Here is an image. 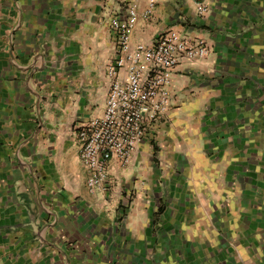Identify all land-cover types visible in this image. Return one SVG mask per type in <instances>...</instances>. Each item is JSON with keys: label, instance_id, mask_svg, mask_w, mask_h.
I'll return each instance as SVG.
<instances>
[{"label": "crops", "instance_id": "1", "mask_svg": "<svg viewBox=\"0 0 264 264\" xmlns=\"http://www.w3.org/2000/svg\"><path fill=\"white\" fill-rule=\"evenodd\" d=\"M122 1L0 0V264H264V0H157L132 44L177 30L209 53L90 193L76 133L103 112Z\"/></svg>", "mask_w": 264, "mask_h": 264}, {"label": "built area", "instance_id": "2", "mask_svg": "<svg viewBox=\"0 0 264 264\" xmlns=\"http://www.w3.org/2000/svg\"><path fill=\"white\" fill-rule=\"evenodd\" d=\"M143 1L141 7V0H123L121 15L108 20L114 58L106 71L110 82L104 109L76 133L90 193L106 190L111 161L128 164L139 144L148 139L149 130L166 116L176 67L209 53L204 41L177 30L159 34L150 44H132L137 23L150 19L157 4V0ZM206 10L197 4V14Z\"/></svg>", "mask_w": 264, "mask_h": 264}, {"label": "rangeland", "instance_id": "3", "mask_svg": "<svg viewBox=\"0 0 264 264\" xmlns=\"http://www.w3.org/2000/svg\"><path fill=\"white\" fill-rule=\"evenodd\" d=\"M179 32H180V31H179ZM205 58H206V57H205ZM205 58H204V59H205ZM202 60H203V59H202Z\"/></svg>", "mask_w": 264, "mask_h": 264}]
</instances>
